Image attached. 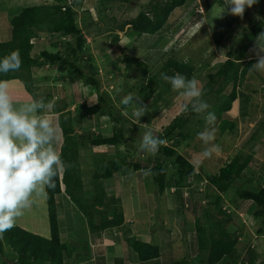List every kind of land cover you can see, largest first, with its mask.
I'll list each match as a JSON object with an SVG mask.
<instances>
[{"label": "rangeland", "instance_id": "374dc122", "mask_svg": "<svg viewBox=\"0 0 264 264\" xmlns=\"http://www.w3.org/2000/svg\"><path fill=\"white\" fill-rule=\"evenodd\" d=\"M150 2L152 1H74L78 12L77 24L82 29L85 40L79 56L93 67L92 71L97 74L101 83L100 90L108 95L110 104H114L116 110L123 108L120 109L121 115L124 116L123 122L114 123L107 112L80 117V111L76 109L83 103H93L95 94L90 93L88 88L82 87L77 78H65L59 75L54 71L55 67L44 65L39 69L33 68L32 72L37 69L40 71L38 73L40 81L34 82L33 86L39 97L50 94L53 104L69 109L75 115L72 125L81 144L79 149L81 174L88 194L94 182L92 181L93 157L104 156L106 159H114L124 155L145 166L153 165L155 156L139 151L140 137L146 130H151L156 135L182 111L187 119L182 131L187 138L177 147V151L183 153L189 148L188 158L193 163L195 172L200 175V179H188L190 184L184 186V189H179L182 194L180 198L175 195L173 188L158 194V189L153 185L146 170L127 175L113 174L110 179L103 181V186L108 195L118 199L125 222L121 228L101 234L89 233L85 222L67 199L58 196V202H61L58 213L61 241L71 245L70 248L75 246L76 249L73 255L75 260L71 258L69 261L65 258V264L93 262L95 264L99 257L104 264H141L134 262L133 255H130L125 245V239L129 236L159 245L162 252L159 264H167L170 256L177 261L196 262L195 259L204 254L196 246L195 220L202 218V225L206 226L210 218L218 219L215 216L219 213L218 207L213 202L214 196L220 193L209 184L207 177L217 171L222 163L220 158L224 160L225 156L231 158L235 155L239 156V162L251 156L247 172H243L242 177L258 181L255 186L239 177V180H236L226 192L220 194L219 210L224 212L222 216L225 218L227 215L231 216L229 222L235 232L237 243L233 256L236 257L235 260L224 258L219 264H249V257L254 259L253 264H264V231L260 233L256 231L261 224L259 219L251 214L254 205L250 201L238 198L236 194L239 189L256 190L264 186V70L248 72L240 84L234 86L229 81L223 85L220 94L213 91L206 93L202 98L209 105L208 110L212 111V108L220 102V95H228L233 88L237 94L231 109L222 114V119L234 123L233 132L221 133L219 130L221 119H215L211 126L215 128L214 138L208 145H204L197 137V133L207 126L203 114L191 111L190 107L186 110L185 105L189 104V99L181 92L172 90L170 86L160 95L155 93L152 98L145 99L142 105L132 103L124 108V105L119 103L124 95L132 93L136 96L147 82V77L134 69L132 59L146 63L150 76L171 58L192 65L194 70L191 78L195 79L198 87L205 91L210 85L208 75L214 74L219 65L226 60L227 50L235 46L240 35H244L249 20L264 18V0H258L250 8L246 7L239 21L231 24L220 43H217L219 32L234 18V15L226 10L222 13L224 6L220 4H214L204 12L199 7L198 0H186L184 6L174 9L162 29L153 35L143 34L135 37L130 35L128 26L122 31L118 29L121 23L134 18L139 12L148 11ZM51 3H54L53 0H0V28L2 30L7 28L5 31L0 30L2 34L0 40L9 39V18L16 15L21 8ZM114 35L118 37L115 44ZM38 36L39 38L34 40L32 54L42 50L52 51L50 42L59 40L57 36L44 33ZM263 36L264 29L247 51L246 60L251 58L257 60V54L264 55V51L259 48V46L264 48ZM219 85L215 84L213 90ZM243 100L246 107L244 116L241 114ZM137 109L139 115L136 114ZM50 110L43 111L49 113ZM47 116L58 129L54 144L58 153L62 140L58 116L57 114L54 117L49 114ZM117 127L121 128L126 139L124 145L116 149L88 145L90 137L99 134L109 135ZM205 147L210 151V155L206 158L202 155ZM36 191L42 199L43 188L37 186ZM39 209H42L38 214L41 216L44 212L43 203ZM32 216L25 215L27 218L23 219H30ZM20 217L23 216L17 219ZM13 225L24 227L42 237L49 236L46 216L37 217L35 224L15 220ZM127 256L130 258L129 262ZM6 258H12L9 248L5 250L4 256H0V264H4L3 260ZM119 258L124 259L120 262Z\"/></svg>", "mask_w": 264, "mask_h": 264}, {"label": "trees", "instance_id": "16d2710c", "mask_svg": "<svg viewBox=\"0 0 264 264\" xmlns=\"http://www.w3.org/2000/svg\"><path fill=\"white\" fill-rule=\"evenodd\" d=\"M74 1L76 0H53L54 3L51 4L24 6L16 15L9 19V39L0 40V57L7 55L12 50H19L21 57L20 68L16 71L0 74V80H18L31 100L42 99L46 104L51 103L53 105L50 113L58 114V125L62 137L58 154L65 165L58 177L54 178V188L50 189L43 186L49 236L42 237L16 225L0 232V256H4L7 248L12 253V258L3 260L4 264H65V258L69 259V261L71 258L75 260L73 258L76 252L75 246L70 248L71 245L69 246L67 242L61 241V227L58 220L61 202H58V196L67 199L85 222L89 233L101 234L108 230L121 228L125 222L118 199L113 195H108L103 186V181L110 179L113 174L127 175L146 170L153 185L157 187L158 194L173 188L175 195L179 197L182 196L179 189H184V186L190 184L188 179H200V175L195 172V167L188 158L189 148H186L183 153L177 151V147L187 138L182 131L187 122L182 111L155 135L163 139L164 143L159 146L158 151L154 154L155 162L153 165L145 166L138 161L128 159L124 155L117 156L114 159L95 156L93 157V188L89 191L90 194L85 191L81 174L82 164L79 158L81 144L74 133L72 125V121H75V115L71 110L63 109L58 104H53L50 94H46L45 97H39L33 86L32 77L33 68H39L44 65L47 67L63 66L65 72L62 76L65 78H77L82 87L88 88L90 93L95 94L93 103H83L76 109V111H80V117L107 112L114 123L117 124L124 121V116L120 113V109L123 108L116 110L115 105L110 104L108 95L106 96L100 90L101 83L97 74L92 71L93 67L79 56L82 53L85 40L82 29L77 24L78 12ZM151 1L148 11L139 12L134 18L121 23L118 29L122 31L125 26H128L127 28L131 31L130 35H135V37L143 34L153 35L162 29L173 10L184 6L186 2V0ZM198 3L204 12L208 11L214 4L224 6L223 0H198ZM240 17L234 16L232 20L222 27L217 43H220L231 24L234 21H239ZM263 29L264 18L249 20V26L245 30L244 35H240L235 46L227 50L225 54L226 60L219 65L218 70L214 74L208 75V83L210 85L203 91L201 98L206 93L213 91L220 94L224 84L230 81L235 86L237 83L240 84L242 82L248 72H254L252 64L256 59L246 60V53L256 42ZM40 33L57 36L59 40L54 43L50 42L52 51L42 50L37 54H32L34 40L39 38L38 35ZM117 41L118 37L114 35L113 43L115 44ZM132 60L135 66L134 69H137L144 77H147L146 85L136 94V96L140 97V103H143L145 99L152 98L155 93L160 95L162 91L168 89L169 84L161 79L162 74L175 75L180 73L186 78H191L194 70L192 65L171 58L150 76L146 63L137 59ZM219 83L221 84L219 85ZM215 84L219 86L216 90H213ZM236 95L234 88L228 95H220V102L216 107L212 108L216 119H221L219 124L221 133L225 131L233 132L235 128L234 123L222 119V114L231 109L232 103L236 100ZM243 102L241 114L244 116L246 107L244 100ZM123 107L125 108V106ZM125 141L121 128L117 127L109 135L99 134L90 137L88 145L116 149L124 145ZM224 158V160L220 158L222 163L217 171L207 177L209 184L215 187L220 194L226 192L236 180H239V177L256 186L257 179H245L242 177L243 172H247L246 169L251 156H247L241 162H239L238 155L231 158L225 156ZM220 194L214 196L213 202L218 207L219 213L218 216H215L218 219L210 218L206 226L202 225V218L199 217L195 220L196 246L204 255L196 258V262L193 260L191 262L185 260L177 261L170 256L167 264H193L194 262V264H219L224 258H233L235 260L236 257L233 256L236 252L237 238L231 228V222H229L231 216L227 215L225 218V216H222L224 212L219 210ZM236 194L238 198L250 201L254 205L251 214L254 218L259 219L261 224L256 231L257 233L263 232L264 186H260L256 190L239 189ZM207 215L209 216V214ZM125 242L130 255H133L134 262L159 264V259L162 256L159 245L139 240L135 236L126 237ZM119 259L121 262L124 258ZM127 260L129 262L130 258L128 257ZM253 263L254 259L249 257V264ZM89 264H94V262ZM95 264H104V261L99 257Z\"/></svg>", "mask_w": 264, "mask_h": 264}, {"label": "clouds", "instance_id": "9594fccd", "mask_svg": "<svg viewBox=\"0 0 264 264\" xmlns=\"http://www.w3.org/2000/svg\"><path fill=\"white\" fill-rule=\"evenodd\" d=\"M257 2L224 0L222 13L226 10L231 15L242 16L246 7L250 8ZM259 48L264 51V48ZM257 55L252 68L264 70V55ZM20 66L19 50H12L0 57V74L16 71ZM161 79L172 90L181 92L189 99L186 110L190 107L191 111L203 114L207 126L197 133V137L204 145H208L214 138L215 128L211 126L216 116L201 98L203 90L198 87L196 80L180 73L162 74ZM139 100L140 97L129 93L121 97L119 103L124 106L132 103L142 105ZM52 107L51 103L46 104L42 99L14 104L6 90V82L0 80V232L13 227L15 219L29 206V197L37 186L54 188V178L65 167L54 147L58 129L43 111ZM136 114L139 115V109ZM163 143V139L155 136L151 130H146L140 137L138 148L141 152L154 155ZM202 155L205 158L210 155L208 147L203 149Z\"/></svg>", "mask_w": 264, "mask_h": 264}, {"label": "crops", "instance_id": "0c3cea01", "mask_svg": "<svg viewBox=\"0 0 264 264\" xmlns=\"http://www.w3.org/2000/svg\"><path fill=\"white\" fill-rule=\"evenodd\" d=\"M0 30H2V29L0 28ZM5 30H2V31H5ZM1 35L2 34H0V36ZM58 67H60V68H58ZM38 69L32 72L33 84H34V82L38 83V81H40L39 80L40 78H38V73H40V71H38ZM54 71L58 72L59 75H63L65 72V68L63 66H57L54 68ZM5 82H6V90L9 94V97L14 102V104L18 105L21 103H26V102L32 101L30 96L27 94V92L24 90L23 86L21 85V83L18 80H10V81H5ZM46 114H49V113H46ZM49 115H52L54 117L56 114H49ZM43 193H44V190H43ZM36 194H38V196H36ZM42 203H43V207H44V212L41 216H38V214H40V212L42 211V209H39ZM36 211H37V215H35ZM45 214H46V212H45L44 194H43L42 199H41V195L39 193H37L36 190H34L29 197V206L25 210H23V214H22V216H24V217H25V215L26 216L33 215V216L30 219H23L22 217H20L18 219L16 218L15 220L16 221L20 220V221H23L25 223L29 222L30 224H35L37 217L46 216ZM25 218H27V217H25ZM22 228H24V227H22ZM34 233H36V232H34Z\"/></svg>", "mask_w": 264, "mask_h": 264}]
</instances>
